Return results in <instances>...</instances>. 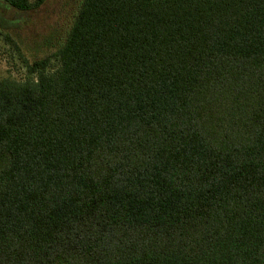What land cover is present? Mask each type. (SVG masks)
<instances>
[{
    "label": "trees",
    "instance_id": "16d2710c",
    "mask_svg": "<svg viewBox=\"0 0 264 264\" xmlns=\"http://www.w3.org/2000/svg\"><path fill=\"white\" fill-rule=\"evenodd\" d=\"M28 67L0 81V264H264V0H78Z\"/></svg>",
    "mask_w": 264,
    "mask_h": 264
},
{
    "label": "rangeland",
    "instance_id": "374dc122",
    "mask_svg": "<svg viewBox=\"0 0 264 264\" xmlns=\"http://www.w3.org/2000/svg\"><path fill=\"white\" fill-rule=\"evenodd\" d=\"M77 5L78 0H48L41 9L27 13L0 0V18L4 19H0V81L33 77L29 62L53 54L65 37ZM57 66L58 61L53 59L50 68Z\"/></svg>",
    "mask_w": 264,
    "mask_h": 264
}]
</instances>
